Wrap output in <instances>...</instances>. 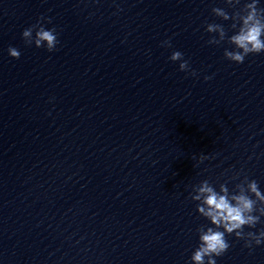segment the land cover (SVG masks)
<instances>
[{"label":"water","instance_id":"95a60500","mask_svg":"<svg viewBox=\"0 0 264 264\" xmlns=\"http://www.w3.org/2000/svg\"><path fill=\"white\" fill-rule=\"evenodd\" d=\"M248 2L0 0V264H191L211 226L193 185L264 192V52L237 64L205 31ZM41 16L53 52L22 38ZM227 240L217 264H264Z\"/></svg>","mask_w":264,"mask_h":264},{"label":"clouds","instance_id":"9594fccd","mask_svg":"<svg viewBox=\"0 0 264 264\" xmlns=\"http://www.w3.org/2000/svg\"><path fill=\"white\" fill-rule=\"evenodd\" d=\"M230 8L235 9L240 0H224ZM259 0H250L243 7L229 14L224 8L213 7L212 13L224 21L232 20L231 28L237 29L231 36L222 24L208 23L205 27L207 33H216L207 42L220 45L227 38V42L234 46L233 50L225 49L226 59L241 64L249 54L264 52V8L258 7ZM122 9L118 8V11ZM45 23H51V18L41 16L36 23L22 32V38L27 46L35 45L37 48L45 47L48 52L56 50L59 44L58 34L55 28L46 29ZM239 25V26H238ZM163 47H171L170 40L161 42ZM10 57L19 59L21 52L10 46ZM169 59L173 62L181 61L179 69L190 72L196 76L195 70H190L189 62L183 59V53L173 51ZM211 77L206 76L205 80ZM201 156L199 162L207 159ZM239 174H237L238 176ZM234 176L233 179H236ZM196 205L197 212L210 222L211 226H201L197 229L198 246L193 251L191 264H217L215 257L224 255L230 248L227 236L235 235L237 239L245 241L244 246L252 249L253 244L264 243V229L258 233L245 232V227L255 228L264 216V192L254 179L245 176L230 192L226 183L219 185V191L207 179L192 186L189 193Z\"/></svg>","mask_w":264,"mask_h":264}]
</instances>
